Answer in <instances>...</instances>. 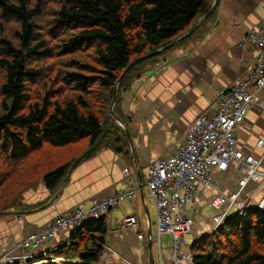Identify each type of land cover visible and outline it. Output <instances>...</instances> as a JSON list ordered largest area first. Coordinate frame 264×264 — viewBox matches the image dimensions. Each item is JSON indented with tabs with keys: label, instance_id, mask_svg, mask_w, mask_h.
<instances>
[{
	"label": "trees",
	"instance_id": "trees-1",
	"mask_svg": "<svg viewBox=\"0 0 264 264\" xmlns=\"http://www.w3.org/2000/svg\"><path fill=\"white\" fill-rule=\"evenodd\" d=\"M204 2L0 0V215L40 184L59 192L70 172L103 148L131 157L124 94L162 65L169 51L197 46L210 17L174 48L121 76L135 60L187 33L204 17ZM80 141L67 154L75 155L72 161L61 158L38 173L48 145L66 151ZM108 230L106 218L86 222L37 260L100 264ZM190 253L193 264H264V210L252 207L231 217L215 233L197 238Z\"/></svg>",
	"mask_w": 264,
	"mask_h": 264
},
{
	"label": "crops",
	"instance_id": "crops-1",
	"mask_svg": "<svg viewBox=\"0 0 264 264\" xmlns=\"http://www.w3.org/2000/svg\"><path fill=\"white\" fill-rule=\"evenodd\" d=\"M214 4L215 0H205V15ZM263 22L264 0H220L216 11L206 22L208 33L197 46L186 45L169 51L162 59V65L136 80L131 90L124 94L122 111L130 118L127 128L131 157L103 148L76 166L70 172L69 182L59 192L53 194L40 184L25 193L17 207L0 215V248L13 250L28 233L42 230L60 214L87 207L99 197L114 191L134 187L139 188V195L134 204H129L131 212L127 215L139 217V228L143 235H148L147 211L151 219L147 202L150 199L146 179L148 166L184 143L186 130L197 116L215 114L217 95L221 89L251 74L258 51L243 49L240 43L249 30ZM261 121L264 122V111L252 110L245 128L239 133L264 137ZM240 141L249 145L252 142H245L243 136ZM261 153L259 149L254 150L255 156ZM128 168L131 176L125 179L124 170ZM216 180L215 183L221 181L219 177ZM210 193L214 195L215 189ZM117 210H122V206ZM202 210L207 216L212 214L204 206ZM140 213L146 216L144 223ZM119 220L115 217L113 225ZM200 220L194 231L184 239L185 244L189 242V246H185L188 250L197 238L210 233V220L205 223L202 217ZM155 224L151 219L152 228ZM125 234H111V246L135 264H151L149 244L141 245L132 228ZM152 246L155 254L156 247ZM114 264L122 262L114 258Z\"/></svg>",
	"mask_w": 264,
	"mask_h": 264
},
{
	"label": "built area",
	"instance_id": "built-area-1",
	"mask_svg": "<svg viewBox=\"0 0 264 264\" xmlns=\"http://www.w3.org/2000/svg\"><path fill=\"white\" fill-rule=\"evenodd\" d=\"M240 46L258 51L251 74L221 89L215 114L197 116L186 130L184 143L148 166L147 189L158 215L156 236L153 234L150 240L143 235L134 214L124 215L113 225L112 212L124 202L134 204L138 199L139 188H128L101 196L87 207L60 214L47 227L27 234L13 250L0 248V264H41L37 259L49 256L72 232L86 222L103 218L109 225L104 264H114V256L124 258L111 246L109 236L126 235L129 228L136 231L141 245H155V264H193L190 250H183L184 239L193 231L196 218L202 216L203 204L207 203L212 212L210 233H215L228 218L243 216L252 207L264 210V137H257L252 146L241 142L239 135L252 110L264 111V22L249 30ZM255 149L261 150V155L255 156ZM231 171L236 172L233 187L225 189L222 182L215 186L216 177L221 180ZM130 176L129 168L125 169V179ZM212 189L216 191L214 195L210 193ZM164 237L171 242L170 259L163 254ZM122 264L135 263L124 258Z\"/></svg>",
	"mask_w": 264,
	"mask_h": 264
},
{
	"label": "rangeland",
	"instance_id": "rangeland-1",
	"mask_svg": "<svg viewBox=\"0 0 264 264\" xmlns=\"http://www.w3.org/2000/svg\"><path fill=\"white\" fill-rule=\"evenodd\" d=\"M210 19V18H209ZM145 75H143V77H144ZM142 78V77H141ZM140 78V79H141ZM125 102H126V100H124ZM261 126L263 127L264 126V122L263 121H261ZM240 135V138L243 136L244 137V140H245V142H247L248 140H250V141H252L251 142V144L250 145H252V146H254L255 145V143H256V140H257V137H259L257 134L256 135H250V132H249V135L250 136H248L247 134H244L243 135V133H241V134H239ZM252 139V140H251ZM81 143H82V141H80V142H78L77 143V145H71V146H69L67 149H66V151L65 150H62V149H60V148H54V147H52V146H50V145H48V149L46 150L47 151V156L45 157V159L43 160V167L41 166V164H39V166H40V169L38 170V173L39 174H41L43 171H44V168L45 167H47V166H49L50 164H54V163H56L59 159H64V161L63 162H70V161H72V158H74L75 157V155H71L69 158L67 157V154L68 153H70V154H72V151L73 150H77L79 147H80V145H81ZM65 154V155H64ZM62 162V163H63ZM61 163V164H62ZM60 165V164H59ZM58 166V165H57ZM56 167V166H55ZM29 174V173H28ZM18 179H22V178H18ZM216 180V179H215ZM217 181V180H216ZM219 181V180H218ZM235 181H236V172H234V171H231L230 173H228V175H225V176H223L222 178H221V181L220 182H222L223 184H224V186H225V189H229V187H233L234 186V183H235ZM214 184L218 187V186H220L219 184V182L218 183H215V181H214ZM223 184H221V185H223ZM23 187L22 186H20V189H22ZM6 199H10V195L8 194L7 196H6ZM148 203H149V208H150V215H151V219H152V222H153V224L154 223H156L157 222V217H158V215H157V211H156V208H155V205H154V202H153V200L152 199H149L148 201H147ZM130 203L129 202H124L123 204H122V210H115V211H113L114 212V215H113V212H112V214H111V216L115 219V217H118V219H120L119 221H121L122 219H123V216L124 215H127V214H130V212H131V205H129ZM206 205V209H208L207 208V203L206 204H203V206H205ZM28 206H31V205H28ZM192 210V209H191ZM10 211V210H9ZM8 211V212H9ZM233 214V213H232ZM115 216V217H114ZM140 217H141V220L143 221V223H144V220H145V215H144V213H140ZM203 219H204V223L206 222V221H208V220H210V215L209 216H207L205 213H204V210H203V214H202V216H201ZM138 219H139V217H138ZM196 220L197 221H201L200 220V218H196ZM195 220V221H196ZM140 221V220H139ZM197 221H196V223H197ZM141 223V222H140ZM147 223V222H146ZM210 223H211V227H210V231H212V226H213V221L211 222V220H210ZM195 227H196V225H195ZM195 227L193 228V231H194V229H195ZM152 230H153V232H154V235L156 236L157 235V227L156 226H153V228H152ZM192 231V232H193ZM191 232V233H192ZM31 233V232H30ZM190 233V234H191ZM28 235H29V233H28ZM205 235V234H204ZM203 236V235H202ZM201 237V236H200ZM199 237V238H200ZM135 238H136V240L138 241V238L135 236ZM186 243V242H185ZM184 243V247H183V250H184V252H188L189 250L187 249L188 247H185V246H189V242L187 241V244H185ZM170 246H171V242H170V239L169 238H163V254H164V256L167 258V259H170L171 258V255L168 253V250H169V248H170ZM114 258L116 259V261L117 262H122L123 261V259L122 258H120L119 256H114ZM64 260V259H63ZM47 261V262H46ZM45 261V263L46 264H48V262L50 261V259H48V260H46ZM65 261V260H64ZM44 263V262H43ZM100 264H104V261H103V259L101 258V260H100Z\"/></svg>",
	"mask_w": 264,
	"mask_h": 264
},
{
	"label": "water",
	"instance_id": "water-1",
	"mask_svg": "<svg viewBox=\"0 0 264 264\" xmlns=\"http://www.w3.org/2000/svg\"><path fill=\"white\" fill-rule=\"evenodd\" d=\"M219 2H220V0H215V4H214V6L212 7V9L206 14V15H204V17H202L200 20H198L196 23H195V25L187 32V33H185L181 38H179L178 40H176V41H174L172 44H170V45H168V46H166V47H164V48H161V49H158L157 51H155V52H153V53H151V54H149V55H146L145 57H143V58H140V59H137V60H135L134 62H132L130 65H129V67L125 70V72L122 74V76H121V79L138 63V62H140V61H142V60H145V59H150V58H153V57H157V56H161V55H163L164 53H166L168 50H170V49H172V48H174L179 42H181L183 39H185V38H187L188 36H190L194 31H195V29L196 28H198L199 27V25L203 22V21H205V20H207L215 11H216V9H217V7H218V5H219ZM119 83H120V81H119ZM117 88H118V85L115 87V91H114V98H113V103H112V108H111V117H113V114H112V112H113V108H114V106H115V102H116V91H117ZM117 124H119V125H121L124 129L126 128V126L125 125H123L122 124V122L120 121V120H118L117 119ZM127 134L129 135V133H128V130H127ZM144 193V188H143V186H142V194ZM147 216L149 217V220H148V239H152V237H153V234H152V226H151V219H150V216H149V213H148V211H147ZM231 219V217L230 218H228L226 221H225V223L226 222H228L229 220ZM149 253H150V263L151 264H155V259H154V253H153V246H152V242H150L149 243Z\"/></svg>",
	"mask_w": 264,
	"mask_h": 264
}]
</instances>
